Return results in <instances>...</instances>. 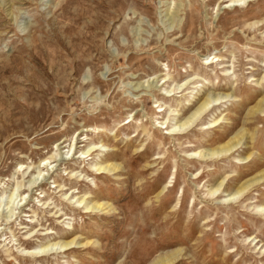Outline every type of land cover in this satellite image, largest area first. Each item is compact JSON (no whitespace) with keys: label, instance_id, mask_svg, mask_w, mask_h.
Returning <instances> with one entry per match:
<instances>
[{"label":"rangeland","instance_id":"1","mask_svg":"<svg viewBox=\"0 0 264 264\" xmlns=\"http://www.w3.org/2000/svg\"><path fill=\"white\" fill-rule=\"evenodd\" d=\"M263 171L264 0H0V264H264Z\"/></svg>","mask_w":264,"mask_h":264},{"label":"bare ground","instance_id":"2","mask_svg":"<svg viewBox=\"0 0 264 264\" xmlns=\"http://www.w3.org/2000/svg\"><path fill=\"white\" fill-rule=\"evenodd\" d=\"M217 99H215L214 101H216ZM213 102V101H212ZM211 103V99L209 98H206L204 99V101L199 105V107L191 114V116L189 118H186L185 121L181 124L183 127H188L193 121L194 119L200 115L203 111H205L208 107V105ZM180 125V126H181ZM165 130H167L165 133H168V132H172L171 130L169 131V129H167L165 127ZM168 135V134H166ZM241 140V139H239ZM239 140H237L236 142H227L225 146L221 147L220 149H214V150H209L208 152H206L207 154H197V152H193L192 155L193 158L197 157L198 160L200 161H203V159H207V157L209 158H212L214 156H218L220 154H227V152L231 151L237 144H239ZM197 154V156H196ZM44 161V160H43ZM44 164V163H43ZM22 165H19V169L21 168ZM101 168L98 167L96 170H100ZM104 169V168H103ZM175 179V178H174ZM261 180V179H264V171L261 172L259 174L258 177L254 178L253 180H250V181H247V182H244L242 184H240L233 193H230V194H227L226 196L228 195H231L232 197H235L237 195H241L243 194L252 184L253 182L255 183V181H258V180ZM175 182H173L174 184ZM167 185V184H166ZM169 187V185H167ZM166 186H164L165 188ZM221 187V182H219L218 185H216L214 188H210L208 189V197H212L213 195H215L218 191H219V188ZM162 191V190H161ZM232 199V198H231ZM177 201H178V198H177ZM176 201V203H177ZM228 201V200H227ZM94 206L91 207V209H93ZM85 210H88L89 208H85ZM178 212V211H177ZM70 243H65L63 244L62 246H68ZM256 245V244H255ZM146 256H148V254H146ZM167 259L163 258V257H159L157 259H155V261L152 263V264H162L164 262H166Z\"/></svg>","mask_w":264,"mask_h":264}]
</instances>
